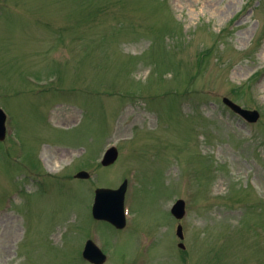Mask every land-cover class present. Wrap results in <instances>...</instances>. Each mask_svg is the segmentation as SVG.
Listing matches in <instances>:
<instances>
[{
  "label": "rangeland",
  "instance_id": "obj_1",
  "mask_svg": "<svg viewBox=\"0 0 264 264\" xmlns=\"http://www.w3.org/2000/svg\"><path fill=\"white\" fill-rule=\"evenodd\" d=\"M0 107V264H264V0H0Z\"/></svg>",
  "mask_w": 264,
  "mask_h": 264
},
{
  "label": "water",
  "instance_id": "obj_2",
  "mask_svg": "<svg viewBox=\"0 0 264 264\" xmlns=\"http://www.w3.org/2000/svg\"><path fill=\"white\" fill-rule=\"evenodd\" d=\"M223 102L227 104L234 112L248 121H256L259 117V113L256 110L244 109L226 97L223 98ZM4 132V114L0 110V139L4 137ZM116 155V149L114 147L109 148L104 155L102 163L104 165L112 163L115 160ZM76 176L84 178L87 177L88 174L85 171H80L76 174ZM125 188L126 182H124L117 190H96L94 214L97 218L106 219L113 223L116 227H122L124 225L123 198ZM182 208L183 202L178 201L172 207L173 214L176 217H181ZM177 232L182 237L180 226H178ZM83 254L94 264H101L104 261V255L91 241L86 243V248Z\"/></svg>",
  "mask_w": 264,
  "mask_h": 264
},
{
  "label": "bare ground",
  "instance_id": "obj_3",
  "mask_svg": "<svg viewBox=\"0 0 264 264\" xmlns=\"http://www.w3.org/2000/svg\"><path fill=\"white\" fill-rule=\"evenodd\" d=\"M71 114L72 113H70L67 117L70 118ZM67 153L68 152H66L65 150H62V149H58V150L52 149L51 150L50 148L43 147L40 155H41L43 163L45 164V167H47L50 170H53V169L55 170L56 165L58 166L59 162L62 161L66 157ZM116 159H117V157H116ZM53 167H55V168H53Z\"/></svg>",
  "mask_w": 264,
  "mask_h": 264
}]
</instances>
